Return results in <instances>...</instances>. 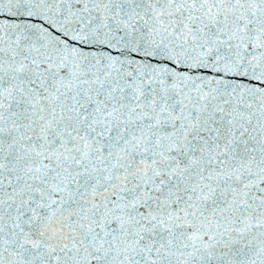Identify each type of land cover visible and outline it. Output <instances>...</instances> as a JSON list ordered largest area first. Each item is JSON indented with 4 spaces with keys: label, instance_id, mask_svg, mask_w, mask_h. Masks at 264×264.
I'll use <instances>...</instances> for the list:
<instances>
[{
    "label": "snow or ice",
    "instance_id": "6c2138e0",
    "mask_svg": "<svg viewBox=\"0 0 264 264\" xmlns=\"http://www.w3.org/2000/svg\"><path fill=\"white\" fill-rule=\"evenodd\" d=\"M0 264H264V0H0Z\"/></svg>",
    "mask_w": 264,
    "mask_h": 264
}]
</instances>
